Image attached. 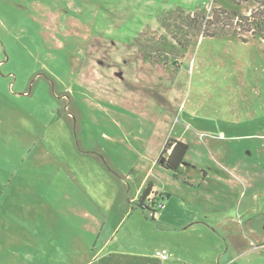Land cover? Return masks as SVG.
<instances>
[{
  "label": "rangeland",
  "instance_id": "rangeland-1",
  "mask_svg": "<svg viewBox=\"0 0 264 264\" xmlns=\"http://www.w3.org/2000/svg\"><path fill=\"white\" fill-rule=\"evenodd\" d=\"M220 4L0 0V264H130L139 238L152 258L159 233L135 196L149 170L142 193L166 185L186 211L223 195L227 215L211 206L215 225L191 231L196 264H264V41L188 32L179 58L161 24ZM181 132L196 169L155 165ZM207 171L231 182L199 187Z\"/></svg>",
  "mask_w": 264,
  "mask_h": 264
},
{
  "label": "crops",
  "instance_id": "crops-1",
  "mask_svg": "<svg viewBox=\"0 0 264 264\" xmlns=\"http://www.w3.org/2000/svg\"><path fill=\"white\" fill-rule=\"evenodd\" d=\"M186 55L187 52L186 54H184V56ZM175 139L190 145V148L188 147V151L184 156L185 164L181 165V169H188V167L191 166L190 164H194L195 167H192L196 169V160L194 158L192 159L191 156V145H196V140H194L190 134L187 135L183 132L179 133ZM157 164L160 163L156 160L155 165ZM200 165L204 166L203 164ZM151 176L152 174L150 173V170L145 173V175L143 176V180H141L136 188L135 196H141L146 183L150 182L151 185L152 183L155 184L154 180H151ZM203 178L205 179L197 181L199 182V187H201L203 181L205 182L207 179L214 181L218 185L224 186H226L227 183L231 182L227 178L216 175L215 173L210 171L205 172ZM183 182L186 186H190L194 189V184H189V182L185 181V179ZM168 185L174 189L178 188L175 184ZM164 191L169 194L171 192L169 191V189H167L166 185L164 186V188L157 189V191H151L157 192V196L160 195V199L164 203V207L161 210L156 211L154 214V219H151L153 222H155L150 223V225L154 227L153 229L159 233L158 235H155L157 237H154L159 239V242H157V244L154 245L155 247H153L154 252L151 254L152 258L148 257L146 253V241L139 238L137 242L133 244V246H130L129 252L132 258L130 264H196V237L191 234V231H196V227L210 230L212 226L215 225L210 221L202 219L205 218L204 216L208 217L210 209L213 206H216L218 209H222L223 217L230 211H226L227 207L225 206L224 199L222 198L223 195L215 198L217 196L216 192H213L212 190L209 191L208 188L205 189L204 193L200 194L199 198L201 200L197 199V197L194 198L193 204L196 208L194 210L193 208H189L188 211L183 209V206L174 195L169 196L165 194ZM216 199L218 202L216 201ZM197 200L200 201V205L197 204ZM203 202L205 204L204 206L202 205ZM143 211L146 212L149 210L143 209ZM186 244H188V246H186ZM193 246L195 247L192 248ZM163 249L168 253V257L166 259H161L155 255L156 251ZM112 251L110 252L111 255L114 254V252ZM69 252L72 255L77 253L76 251L72 250H70ZM67 257L68 253L65 255L63 261L60 260L61 262L59 264H67Z\"/></svg>",
  "mask_w": 264,
  "mask_h": 264
},
{
  "label": "trees",
  "instance_id": "trees-1",
  "mask_svg": "<svg viewBox=\"0 0 264 264\" xmlns=\"http://www.w3.org/2000/svg\"><path fill=\"white\" fill-rule=\"evenodd\" d=\"M213 2L221 4L212 7L210 11L200 8L192 14L184 13L178 8L169 18L162 19L163 28L170 31L175 43L183 49L179 58L183 57L188 50L190 44V37L187 38L188 32L191 36L196 37L228 36L238 38L242 42H248L254 38L264 41V0H213ZM243 2L250 6L249 14H241ZM172 27L177 32H172ZM140 54L144 59L148 57L145 53L140 52ZM150 62L164 65L168 63L167 57L161 54H157L156 59ZM168 149L170 152L166 157L162 156L159 163L165 169L175 173L182 164H185L184 156L188 151V144L176 139H167L162 151L166 152ZM149 192L152 193V198L149 200L150 205H144V200H148ZM157 194V192H151L150 187H147L141 194L139 205L144 209L151 210L159 199ZM151 218L154 219V216Z\"/></svg>",
  "mask_w": 264,
  "mask_h": 264
},
{
  "label": "built area",
  "instance_id": "built-area-1",
  "mask_svg": "<svg viewBox=\"0 0 264 264\" xmlns=\"http://www.w3.org/2000/svg\"><path fill=\"white\" fill-rule=\"evenodd\" d=\"M159 199L157 200V202L155 203L154 206H152V209L149 210L150 212V216H154L155 212L158 210H161L164 207V203L163 201L160 199V195L158 196ZM155 255L161 259H166L168 257V253L166 250H158L155 252Z\"/></svg>",
  "mask_w": 264,
  "mask_h": 264
},
{
  "label": "flooded vegetation",
  "instance_id": "flooded-vegetation-1",
  "mask_svg": "<svg viewBox=\"0 0 264 264\" xmlns=\"http://www.w3.org/2000/svg\"><path fill=\"white\" fill-rule=\"evenodd\" d=\"M170 151H168V153H169Z\"/></svg>",
  "mask_w": 264,
  "mask_h": 264
}]
</instances>
